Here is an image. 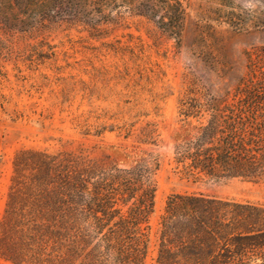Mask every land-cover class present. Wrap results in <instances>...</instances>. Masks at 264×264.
<instances>
[{"label": "rangeland", "instance_id": "1", "mask_svg": "<svg viewBox=\"0 0 264 264\" xmlns=\"http://www.w3.org/2000/svg\"><path fill=\"white\" fill-rule=\"evenodd\" d=\"M10 2L0 0V221L15 155L25 148H83L119 166L144 151L159 156L146 264H156L169 195L200 192L264 204V179L189 174L174 160L175 145L198 124L184 121L183 102L212 96L219 105L232 102L252 69L260 75L264 0H185L180 39L136 15L102 37L58 19L39 25L21 21ZM148 123L160 134L157 145L138 142ZM0 264L12 263L0 257Z\"/></svg>", "mask_w": 264, "mask_h": 264}, {"label": "trees", "instance_id": "2", "mask_svg": "<svg viewBox=\"0 0 264 264\" xmlns=\"http://www.w3.org/2000/svg\"><path fill=\"white\" fill-rule=\"evenodd\" d=\"M21 21L61 20L92 36L126 15L144 17L180 39L185 0H11ZM232 102L189 97L184 121L195 131L175 145L189 174L264 179V63ZM204 118V119H203ZM101 132V131H100ZM157 127L140 144L157 145ZM160 158L153 151L127 166L106 165L83 148H25L14 158L0 221V257L12 264H146ZM156 264H264V204L200 192L168 196Z\"/></svg>", "mask_w": 264, "mask_h": 264}]
</instances>
